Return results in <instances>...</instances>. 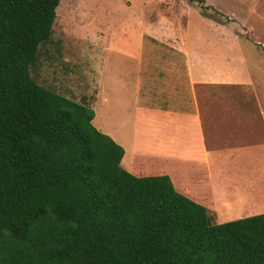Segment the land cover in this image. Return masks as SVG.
<instances>
[{
    "label": "trees",
    "instance_id": "1",
    "mask_svg": "<svg viewBox=\"0 0 264 264\" xmlns=\"http://www.w3.org/2000/svg\"><path fill=\"white\" fill-rule=\"evenodd\" d=\"M58 4L0 0V264H264V212L212 221L167 174L124 169L92 107L31 77Z\"/></svg>",
    "mask_w": 264,
    "mask_h": 264
},
{
    "label": "rangeland",
    "instance_id": "2",
    "mask_svg": "<svg viewBox=\"0 0 264 264\" xmlns=\"http://www.w3.org/2000/svg\"><path fill=\"white\" fill-rule=\"evenodd\" d=\"M202 1L59 0L50 38L39 44L30 75L38 84L92 107V124L99 131L98 122L123 137L127 133L129 141L135 136L143 146L149 143L140 137L139 127L154 116L144 114V108L165 107L166 96L174 102L164 92V80L172 75L180 85L185 82L189 95V66L193 74L196 69L212 76L210 81L197 77L199 103L218 108L223 101H252L254 95L264 101V0ZM167 40L176 42L175 47ZM148 159L155 162L153 156ZM263 170L250 178L255 190L264 187ZM235 202L239 209H264L263 199Z\"/></svg>",
    "mask_w": 264,
    "mask_h": 264
},
{
    "label": "crops",
    "instance_id": "3",
    "mask_svg": "<svg viewBox=\"0 0 264 264\" xmlns=\"http://www.w3.org/2000/svg\"><path fill=\"white\" fill-rule=\"evenodd\" d=\"M166 43L176 45L169 40ZM184 57L188 60L187 52ZM164 66L169 75L170 64L166 62ZM189 67L186 80L190 84L189 95L185 82L180 85L172 75L164 80V92L168 90L174 102L167 101L170 96H166L165 107L144 108V114L154 115L149 123L142 122L143 130L139 127L140 137L148 140V146L134 141L135 136L129 141L127 133L123 137L110 132L98 122L101 132L123 147L120 165L124 169L133 174H167L174 188L204 205L216 223L264 212L235 207L237 198L252 204L264 200V187L255 190L249 186L251 176L264 169V101L257 95L252 96V101H245V97L223 101L218 105L222 111L208 101L199 103L197 77L210 81L212 76L208 78L207 72L197 74L196 69L193 74ZM148 98L145 94V101ZM162 124L165 130L158 131ZM150 156L155 162H149ZM220 197L234 200L229 202Z\"/></svg>",
    "mask_w": 264,
    "mask_h": 264
}]
</instances>
